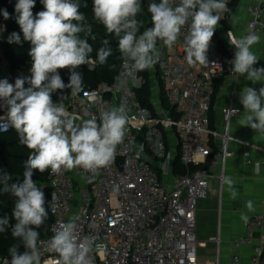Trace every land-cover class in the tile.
Returning <instances> with one entry per match:
<instances>
[{"label":"built area","instance_id":"2783aa9c","mask_svg":"<svg viewBox=\"0 0 264 264\" xmlns=\"http://www.w3.org/2000/svg\"><path fill=\"white\" fill-rule=\"evenodd\" d=\"M247 8L245 35L253 32L260 36L264 31V0H249ZM3 12L0 4V77L14 84L21 76L30 77L32 61L10 68L3 47L7 27ZM186 34L185 26L172 49L157 41L162 51L150 68L156 96L152 98L150 88L149 106L137 97L139 72L135 83L121 78L124 61L120 52L111 81L100 80L76 95L67 88L51 94L53 103H63L76 123L93 118L100 123L101 112L122 101L126 102L129 118L124 140L117 145L115 158L108 166L95 173L79 167L58 173L47 170V209L52 222L48 235L37 241L41 264H59V254L48 247V242L61 223L73 215L79 216L81 237H96L95 245L99 247L94 245L90 253L93 264H198V249L203 242L196 234L197 201L207 197L214 167L220 166L217 179L222 182L225 161L232 154L228 142L244 147L249 143L229 135L227 130L219 133L210 124L215 81L237 78L231 71L237 49H222L213 37L207 52L208 65L189 64L183 47ZM93 66L88 59V68ZM2 105L0 101V133H6L12 127L7 108ZM221 114L227 127L240 109L228 104L221 108ZM219 135L221 142L214 150L211 140ZM170 136L177 145L175 160L169 150ZM245 155L250 163L248 153ZM176 160L183 166L182 172L175 171ZM263 222L262 214L247 218L244 233L233 243L228 264H240L237 247L251 242L253 228L262 227ZM262 251V244L254 245L252 264H260ZM9 260V255H0V264Z\"/></svg>","mask_w":264,"mask_h":264},{"label":"clouds","instance_id":"9594fccd","mask_svg":"<svg viewBox=\"0 0 264 264\" xmlns=\"http://www.w3.org/2000/svg\"><path fill=\"white\" fill-rule=\"evenodd\" d=\"M40 2L44 10L35 16L32 11L35 0H17L15 5L16 22L23 40L30 42V77L21 76L14 84L7 79L0 80V101L7 108L8 122L16 130L20 143L30 150L22 182L10 183L12 175L0 170V191L10 192L17 198L12 212L16 221L12 236L19 239L25 249L21 253L19 245L10 247V260L6 264H41L36 229L47 220L48 209L44 192L32 178L34 171L43 173L50 169L58 173L79 167L95 173L108 166L115 158L117 145L124 140L129 118L124 101L102 111L100 123L94 118L76 123L63 103H53L51 94L58 89L70 88L71 95L83 90V76L75 69L88 62L92 46L80 34L88 36L92 30L90 25L82 23L85 16L80 11V0ZM227 10L226 0H160L159 3L152 0L148 6L152 27L141 33L144 22L137 19L142 11L141 0H93L92 8L95 19L118 39L124 61L121 78H130L134 83L137 72L150 69L158 62L157 41L172 49L185 26L183 47L188 63L208 65L210 42L222 13ZM3 15L9 18L6 10ZM259 40L253 32L239 38L234 44L235 58L231 61V71L237 78L245 76L253 84L264 82V67H253L258 58L251 49ZM20 42V34L13 32L9 43ZM103 43L108 45L109 41ZM111 54L110 47L100 48L98 62L106 63ZM64 68L71 72L67 85L57 71ZM240 103L244 111L239 125L264 133V87L258 90L244 87ZM259 170L257 163V174ZM224 182L235 198L232 179L225 177ZM247 206L251 209V202ZM242 219L247 220V216ZM78 220L79 216L73 215L61 223L48 242V247L59 254V264H93L90 253L96 237H81ZM9 224L8 216L0 217V233L5 232Z\"/></svg>","mask_w":264,"mask_h":264},{"label":"crops","instance_id":"0c3cea01","mask_svg":"<svg viewBox=\"0 0 264 264\" xmlns=\"http://www.w3.org/2000/svg\"><path fill=\"white\" fill-rule=\"evenodd\" d=\"M229 0H226V3ZM249 0H238L236 8L224 20L222 19L215 29L214 35L219 47L225 49L234 46L236 41L245 36L249 11L247 3ZM258 43L252 45V51L258 58L254 68L264 67V31L260 34ZM236 48V47H235ZM259 89L264 87V82L253 84L245 76L236 79L220 78L215 81L213 101L210 108V124L219 133L227 130L228 134L246 140L249 146L244 147L234 141L228 142V148L232 151L230 157L225 161L223 168V179L220 182L217 175L220 173V166L212 169L213 177L209 180V191L205 198H201V204L197 206L198 222L201 234L202 246L210 245V249L216 252L218 264H228L232 253L234 241L245 231V219L242 216L262 214V202L264 200V133L257 132L249 126H240L238 121L243 116V105L240 103V93L244 87ZM228 104L237 106L240 114L233 116L227 127L221 114V108ZM227 129H226V128ZM212 147L217 149L221 142V135L212 138ZM169 150L174 155L177 153V145L174 141L169 142ZM251 162L247 163V156ZM259 163V173L255 171L256 164ZM175 167V164H174ZM225 177H230L234 182L232 189L237 196L232 198L229 186L224 182ZM251 202V209L247 206ZM218 218V220H217ZM216 238L219 239L218 243ZM204 244V245H203ZM256 244L263 245L260 264H264V222L262 227L252 230V240L248 243L240 244L237 252L240 264H252L251 256L253 247Z\"/></svg>","mask_w":264,"mask_h":264},{"label":"trees","instance_id":"16d2710c","mask_svg":"<svg viewBox=\"0 0 264 264\" xmlns=\"http://www.w3.org/2000/svg\"><path fill=\"white\" fill-rule=\"evenodd\" d=\"M158 0H155L157 2ZM238 0H229L227 1V11L224 13V20L227 19L229 14L236 8ZM152 0H141V13L138 14L137 19L144 22V27L140 29L142 33L145 28L152 27L150 13L148 12L149 3ZM17 0H0L4 11L6 10L9 14L7 19V27L4 33V52L8 59L9 66L11 69L22 66L27 61L31 60V57L28 55L30 50V42L23 40V34L20 30L18 23L16 22V12L15 5ZM81 7L80 11L87 12L86 18L82 22L85 25L91 26V34L86 36L85 33H81V38H87L88 43L92 46V52L89 54V58L94 62L92 69L88 68V62L85 65L78 66L75 71L79 72L83 76V88H89L95 86L100 80L111 81L117 68L119 66V49H118V39L114 34H109L104 25L100 22L92 24L89 22L91 19L92 11L88 10L93 3V0H80ZM44 6L40 0H35V6L33 7V15L43 11ZM92 12V13H91ZM15 32L19 33L21 36V42L9 43L10 35ZM214 38L217 39L215 35ZM109 41L108 45H104V41ZM102 47H110L112 49V54L107 58L106 63L101 64L97 59V52ZM62 76L63 82L67 85L69 83V77L71 72L68 68L58 69ZM141 76V86L137 90V97L139 101L145 105H150L149 95L151 83L148 78V70L139 71ZM0 80H3L0 77ZM67 88V87H66ZM71 90L70 88H67ZM160 96L163 102L164 97L163 93L160 90ZM30 155V150L23 144L20 143L19 136L14 128L6 133H0V170L8 172L12 175V181L10 183L22 182L24 164L27 161ZM175 171L182 172L183 166L178 163V160L175 162ZM191 168H194L192 166ZM33 180L36 182L37 186L45 194V207L47 208V201L49 198V187L47 185V170L43 173L34 171ZM16 197L13 196L10 192L5 193L0 191V217L8 216L9 217V227L3 233H0V255H9V248L13 245H19V251L22 253L25 249L19 239H16L12 236V226L16 223L14 217L12 216L13 208L16 202ZM52 222V216L48 211V218L38 229L39 238L45 237L49 233V227ZM10 256V255H9Z\"/></svg>","mask_w":264,"mask_h":264},{"label":"rangeland","instance_id":"374dc122","mask_svg":"<svg viewBox=\"0 0 264 264\" xmlns=\"http://www.w3.org/2000/svg\"><path fill=\"white\" fill-rule=\"evenodd\" d=\"M92 8H93V3L91 4V7L88 10L92 11ZM83 14H84V16L86 18L87 12H83ZM89 22H91L92 24H96L99 21L95 19L94 14L92 13L91 19H89ZM157 49L159 50V56H161L162 48L160 49V47H157ZM153 77L154 76H153L152 70L149 69L148 78H149V81L151 83V96L154 99L155 96H156V88H155V85H154L155 83L153 82ZM170 141H173L172 136H170ZM200 204H201V199H199L197 201V206L200 205ZM198 219H199L198 218V213L196 211V225H197L196 234H197V237H198L199 241H201V234H200L201 230H200V227H199L200 225H199ZM217 220H218V218H217ZM216 257H217L216 252L211 251L210 245H205V246L199 247V249H198V264H217Z\"/></svg>","mask_w":264,"mask_h":264}]
</instances>
